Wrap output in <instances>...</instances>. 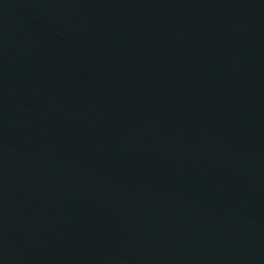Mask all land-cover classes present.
<instances>
[{"label": "water", "instance_id": "obj_1", "mask_svg": "<svg viewBox=\"0 0 264 264\" xmlns=\"http://www.w3.org/2000/svg\"><path fill=\"white\" fill-rule=\"evenodd\" d=\"M0 264H264V0H0Z\"/></svg>", "mask_w": 264, "mask_h": 264}]
</instances>
